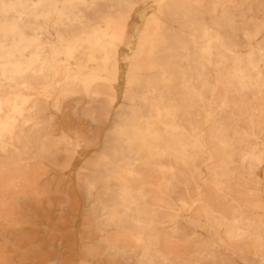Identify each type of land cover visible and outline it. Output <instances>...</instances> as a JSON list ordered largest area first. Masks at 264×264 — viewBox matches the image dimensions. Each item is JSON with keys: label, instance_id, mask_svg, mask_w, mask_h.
<instances>
[{"label": "bare ground", "instance_id": "obj_1", "mask_svg": "<svg viewBox=\"0 0 264 264\" xmlns=\"http://www.w3.org/2000/svg\"><path fill=\"white\" fill-rule=\"evenodd\" d=\"M0 0V264H264V0Z\"/></svg>", "mask_w": 264, "mask_h": 264}, {"label": "rangeland", "instance_id": "obj_2", "mask_svg": "<svg viewBox=\"0 0 264 264\" xmlns=\"http://www.w3.org/2000/svg\"><path fill=\"white\" fill-rule=\"evenodd\" d=\"M151 4H152V3H151L150 0L146 2V5H145V8H146L145 13H146V15H148L149 12H150V11L152 10V8H153V6H152Z\"/></svg>", "mask_w": 264, "mask_h": 264}]
</instances>
